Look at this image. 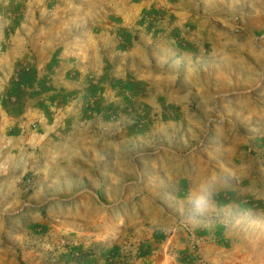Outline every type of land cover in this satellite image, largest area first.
Here are the masks:
<instances>
[{
  "label": "rangeland",
  "instance_id": "374dc122",
  "mask_svg": "<svg viewBox=\"0 0 264 264\" xmlns=\"http://www.w3.org/2000/svg\"><path fill=\"white\" fill-rule=\"evenodd\" d=\"M0 264H264V0H0Z\"/></svg>",
  "mask_w": 264,
  "mask_h": 264
}]
</instances>
